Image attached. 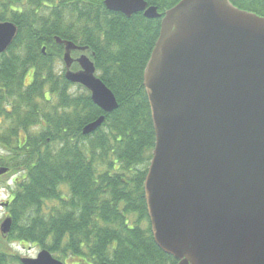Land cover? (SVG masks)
<instances>
[{"label": "trees", "instance_id": "16d2710c", "mask_svg": "<svg viewBox=\"0 0 264 264\" xmlns=\"http://www.w3.org/2000/svg\"><path fill=\"white\" fill-rule=\"evenodd\" d=\"M103 1L0 0V22L17 26L0 54V167L20 172L0 264H21L7 251L11 241L47 249L66 264L177 262L153 240L143 191L154 131L142 75L160 18L126 17ZM145 1L163 13L180 0ZM230 1L264 16V0ZM55 36L87 47L116 109L103 112L85 88L65 79ZM74 85L82 92L71 93ZM101 115L100 127L82 134Z\"/></svg>", "mask_w": 264, "mask_h": 264}, {"label": "water", "instance_id": "95a60500", "mask_svg": "<svg viewBox=\"0 0 264 264\" xmlns=\"http://www.w3.org/2000/svg\"><path fill=\"white\" fill-rule=\"evenodd\" d=\"M103 3L126 17L160 18L142 75L154 131L143 182L154 242L176 264H264V16L230 0H180L163 13L145 0ZM16 34L13 22H0V54ZM54 39L65 79L103 112L116 109L92 59L71 56L87 47ZM11 224L2 220L1 235ZM20 262L66 264L47 249Z\"/></svg>", "mask_w": 264, "mask_h": 264}, {"label": "rangeland", "instance_id": "374dc122", "mask_svg": "<svg viewBox=\"0 0 264 264\" xmlns=\"http://www.w3.org/2000/svg\"><path fill=\"white\" fill-rule=\"evenodd\" d=\"M43 12H45V11H43V10L38 11V13H40V14H42ZM71 56L73 58H75L74 55L71 54ZM57 69L58 70L64 69L63 62H59ZM31 74H32V70H30L27 74V77L25 79L26 83L30 82ZM96 74L98 75V72ZM70 91H71V93L79 94L82 92V88L78 87L77 85H74ZM33 130L36 131V130H38V128L37 129L35 128ZM0 152H3V151L0 150ZM19 174H20V172L18 171L17 173L5 174L2 177V180H1L2 184L0 185V220L3 219L4 213L7 210L5 207H3L1 205V202H4L8 198L7 197L8 196V190H12V191L16 190V186H15L14 182L12 181V178L16 175H19ZM9 246L10 247L7 251H9L11 254H17L18 257H20V258L21 257H35L36 254L41 249V248L34 246V245H31V244L18 243V242H13V241L10 242ZM62 261H64V260H62ZM64 262H66V261H64Z\"/></svg>", "mask_w": 264, "mask_h": 264}, {"label": "flooded vegetation", "instance_id": "af4514ba", "mask_svg": "<svg viewBox=\"0 0 264 264\" xmlns=\"http://www.w3.org/2000/svg\"><path fill=\"white\" fill-rule=\"evenodd\" d=\"M148 5V4H147ZM148 6H150V5H148ZM6 174V173H5ZM2 175H4V174H2ZM2 175H0V177L2 176ZM14 178H15V176L12 178V181L14 182ZM13 195H14V191H12V190H8V198L4 201V202H1V205L3 206V207H5L6 209H7V207H8V204H9V201H10V198H13ZM7 216H9V214H8V212H7V210L5 211V213H4V216H3V219L4 218H6ZM2 219V220H3ZM2 220H0V223H1V221Z\"/></svg>", "mask_w": 264, "mask_h": 264}]
</instances>
